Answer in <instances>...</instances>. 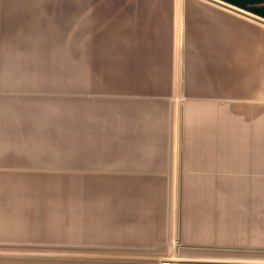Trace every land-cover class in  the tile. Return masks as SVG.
Returning a JSON list of instances; mask_svg holds the SVG:
<instances>
[{"label": "trees", "instance_id": "16d2710c", "mask_svg": "<svg viewBox=\"0 0 264 264\" xmlns=\"http://www.w3.org/2000/svg\"><path fill=\"white\" fill-rule=\"evenodd\" d=\"M144 1L145 0H90V2H94L97 11H106L105 14L107 16V21L105 23H81L79 29L74 32L73 38L75 37V39L77 38L82 40L81 46L79 48L77 47V50L79 52H85L89 57L90 78H92V82H99L103 85L109 86L113 84L115 85V83H134L136 78H144L147 80V83L155 84L156 86L161 87V89L153 94L138 95L133 92L129 93L125 89H117L119 91H105L104 94L99 95H90L85 92L78 95H63L71 98L63 99L90 102L94 104L92 110L97 114H104L105 111L102 110L103 106L109 103H123L124 105H131L128 106L129 108L122 110L123 113H121V115H123L124 118V126L122 128L113 123V120H103L101 118L91 119L84 114H77L76 116L63 114L61 119L63 124H65L68 128H80V137L89 134H95L98 136L96 141L93 143H88L87 145L80 148L78 154L75 155L73 159H94L97 157L112 159L116 152L127 148V142L138 138H144L152 134V138H154L153 140L157 143L155 149H153L148 154V156L141 154L140 151H135L133 155L134 157H144L148 163L160 161L167 166L169 172L165 173L159 169H153L152 167L118 168V166H108L95 169L87 168L84 169L83 172L75 171L77 174L79 173L83 176L75 175L70 176L69 178L80 177L94 185L102 184L105 181H122L126 183L128 182L129 184L135 186L140 183L154 182V180L159 178H165L163 181L168 180L170 182L169 178L171 177V170L175 158L176 126L175 114L173 111H171L173 106L170 100L174 99V90L176 84L175 76L176 71H178L172 24L173 16L169 13L170 5H174V1L161 0L160 4L162 3V6H165L166 13L164 9L160 8L157 9L158 11L155 10L153 13L150 12L151 14L149 16H145ZM57 4L59 3H57L56 0H48L46 7L51 12V14H54L57 11ZM70 4L71 0H61V4L59 6L61 10H67L71 7ZM152 7L154 10L157 6ZM186 23H188V26L186 29L183 49V68L181 77L179 76L180 78L178 77V79L181 80V83L184 84L185 87H189L193 83L189 81L190 77L187 65L188 62L191 61L192 56L202 58V61L197 64L199 72L206 71L207 69L213 71L218 70L221 63L215 54L211 55L209 52L210 50H214L215 52L213 53H217V50H220V43L217 45V48L214 47L213 44L216 43V40L211 36L205 37V31L203 30V28L213 27L215 25L216 22L214 18L210 15L202 13L195 17V19L188 16ZM18 24L20 23H0V46L4 39L5 31L9 28L17 26ZM59 24H61L62 28L58 27ZM76 24L78 25V23L73 24V26L70 24L68 25L67 23H46L49 33L59 29L62 30L67 36H69L70 31L75 28ZM198 40H200L203 44V48L198 47V43L194 42ZM207 40H210L209 43H207ZM1 57L2 54L0 53V61ZM45 65V67L49 66V64ZM67 68L68 66H64L61 69L66 70ZM180 80H178V82ZM23 90L25 92L21 90L15 92L0 91V99L21 101L28 100L25 99L24 96H30L31 98L35 99L55 94L53 92H38V90L34 88ZM47 100L57 99H44L42 101ZM187 100H194V97H187ZM100 101H104L105 103ZM31 102H33V104L23 110L21 119L13 120L10 122V124H8L9 126L7 128L9 131L21 130L22 128H28L31 126V124L28 123V120L40 111L39 105L35 104L40 101ZM141 102H151L153 104H158L163 106L164 109L172 112L169 113L162 130L158 129L157 126L154 127L148 124V122L138 125H133L131 122H129V119L127 118L135 114V109L132 105L137 106V104H141ZM45 116L48 117L49 115L46 114ZM181 123L182 137L180 158L182 165L185 166L187 162V148L190 144L186 126V112L183 113ZM159 128H162V126L159 125ZM48 130L52 131L56 139L66 137L64 129L58 130L51 127L48 128ZM46 155H49V152L39 154V156ZM70 171L74 170H69V173H71ZM243 174L245 176H254L255 180L264 181V173L262 174L259 172L256 174H251L249 171L243 172ZM170 187L171 186L167 187V200L164 201L163 204L149 205L150 207H148L136 201L122 206L121 208L117 209V211L115 208H111V211L108 213H102V215L105 213L104 215L106 218H108V220L112 222V226L115 227L119 226V224L135 223L140 219L142 214H145L144 220L161 219L162 226L160 231H158V233L154 231L156 235L152 236L150 239H145V241L140 240L137 236L130 233L118 235L117 231H115L116 233L109 234L107 237H103L101 236L102 233L99 231L100 227L103 228L102 225L98 224L96 221L89 220L86 218V216H80L78 214L72 215L70 213L71 206L67 203L60 207V210L64 215L55 223H51L50 221L48 222L49 219L46 218L47 216H45V212L51 205H48L44 201H34L29 204L19 203L15 199L18 197L16 194H12L8 190H4L3 193L0 194V238L4 240L29 239L31 235H34L36 232L40 231L44 235H50L53 237L51 240L53 242H57L54 244L58 246H88L89 244L80 243L81 240L95 237L101 239H111L114 237L122 239L129 238L130 240L140 241L143 245H149L148 243L160 241L162 240L161 237H165V231L163 229L166 224H168L173 212V206L169 202L173 196ZM137 191L138 190L136 189L135 191L131 190L130 192L124 191V193H126L125 195L129 196L134 195L132 199H138V197H151L149 192L141 190V192L139 191L137 193ZM187 194L188 189L186 186H184L181 191L178 210L176 211V214L178 215V224L180 226V231L182 232L181 238L183 240H185L184 236L187 232L220 230V226H230L228 224L225 225V221H227V219L230 220V218L233 216L231 213L225 214L228 216L221 214L222 216L220 223L215 222V224L210 225L202 224L198 227L187 224ZM245 199L246 204H239V206L234 207L238 208L237 214H243L244 219H246V221H244V225H246L244 233L248 235H253L256 233L258 234L256 230L259 229V234L264 236V198L261 196H247ZM255 199L260 201L255 202ZM221 205L223 204L219 201L212 206L215 214L219 213ZM17 208L23 209L25 214L18 213ZM92 208H96V206H93ZM240 214H238V216H240ZM134 228L136 227L131 228L130 231L134 230ZM113 230L115 229L113 228ZM131 233L133 232L131 231ZM68 240L71 242L68 243ZM237 245H264V243H246ZM184 249L192 251L202 250L201 245H197L195 243H186ZM5 263L154 264L153 262L147 261L110 259L44 260L36 258L0 257V264Z\"/></svg>", "mask_w": 264, "mask_h": 264}, {"label": "crops", "instance_id": "0c3cea01", "mask_svg": "<svg viewBox=\"0 0 264 264\" xmlns=\"http://www.w3.org/2000/svg\"><path fill=\"white\" fill-rule=\"evenodd\" d=\"M5 1L8 5L7 14H9L13 11L12 9L15 5L22 4L28 9V7H30L35 0ZM151 4L155 5L156 0H151ZM163 9L166 13L164 5ZM38 13L39 12L35 13V11H32L33 20L38 16ZM175 13L176 8L173 9L172 23L178 70L176 71L175 76L176 84L174 93L177 88L179 80L178 77H181V70L178 68L177 62L178 50L176 45L177 36ZM194 13L197 16L204 13L214 18L216 22L215 25L213 27L203 28V30L205 31V37L211 36L216 40V43L213 44L214 47L217 48V45L220 43V50H217V53H213L215 52L214 50H210L209 52L211 55L215 54L217 56L221 65L220 68L215 71L207 69L206 71L199 72L197 64L202 61V58L192 56L191 61H189L187 65L189 69V81L198 85L201 89H205V87L209 88L217 84H235L236 82H239L240 79H244L249 82L252 78L251 74H249L250 72L240 74L234 68L235 58L237 59L240 55V50L237 44L239 40L241 41V39L246 40V36L248 35L247 31L243 28L236 27L234 24L228 23L226 19H223L222 17L207 10L195 8ZM37 25L38 23H20L17 26L9 28L5 31L4 39L0 46V53L2 54L1 58L6 62L1 65V78L3 81H12L14 84L20 82L34 83L50 77L53 79L54 83H57L62 78H67L78 83H91L92 78H90L89 57L85 52H79L77 50V47L79 48L81 46L82 40L77 38L75 39V37L73 38L76 28H73L70 31L69 36H67L59 29L53 31L52 33L47 32V34L46 29H48V26L40 29ZM240 30L245 32L241 33ZM184 41L185 36L182 42L183 48ZM209 41L210 40H207V43H209ZM194 42L198 43V47H204L200 40ZM45 64H49V66L45 67ZM64 66H68V68L66 70H62L61 68ZM146 81L147 80L144 78H136L134 83L143 84L147 83ZM32 104L33 102L28 100L14 101L12 99H0V153L7 150H18L26 154L39 155L40 152L45 150L49 152L47 160H44L46 164H51L50 162H54L62 158H72L78 154L80 148L88 143H93L98 139V136L95 134L80 137V128H68L65 124H63L61 119L63 114L72 116L84 114L91 119L101 118L103 120H113V123L122 128L124 126V118L123 115H121V113H123L122 110L131 106L124 105L123 103H109L103 106L102 110L105 111L104 114H97L92 110L94 104L90 102L67 99L42 101L35 103L39 105L40 111L29 118L28 123L31 124V126L28 128H22L21 130L9 131L7 128L9 126L8 124H10L13 120L21 119L23 110ZM132 106L135 109V114L127 118L131 124L138 125L148 122V124L154 127L157 126V128L161 130L164 128L163 126L166 123L169 113H172L169 110L164 109L163 106L153 104L151 102H141V104H137V106ZM193 110L194 112L191 113V117L190 112L187 110V129L189 122L190 124L195 122L197 123L202 119H212L215 122V119H221V114L223 113V109L216 105L208 106V108L196 107ZM171 111L175 114L174 107ZM46 114L49 116L46 117ZM192 114H194L195 117H193ZM258 114L264 115V110L260 111ZM248 116L252 115L248 114ZM260 121L251 120L252 126L248 127L252 131V134L250 135L252 137H249L246 141L247 144L245 149L247 153L242 156L237 154L232 155V149L230 146H227L222 149L224 153L220 154L224 156L221 157L222 160H225L226 163L230 164H239V161H241L244 165H247L250 161L252 163L253 159V161L255 160L254 162H258V166L250 170L251 174H256L259 173V171H262L261 168L264 167V146L260 147L259 151L256 150L255 141L261 139L264 140V136L256 135L255 132H253L256 130V127L261 126L264 128V121ZM159 125L162 126V128H159ZM232 126H234V123H232ZM51 127L58 130L64 129L66 137L56 139L52 131L48 130V128ZM153 139L152 134L144 138L134 139L127 142V148L116 152L112 159L97 157L89 159L90 162H87V164L101 167L120 165L139 166L141 164H143L142 166H146L144 164L147 160L144 159V157H134L133 154L135 151H140L141 154L148 156V154L157 146V143ZM238 148L241 147L237 146V149ZM225 151L229 153H225ZM190 154L191 153L187 151V162L191 158ZM231 166L236 167L235 165ZM234 167L227 169L231 172L227 174L234 175V172L237 174L239 173L238 171H241L242 174L243 172H249L246 171L247 168L235 169ZM202 175L203 176L199 177L198 180L200 186L196 187L194 190H188L189 202L187 206V224L198 227L202 224H214L218 218V221H220L221 217L207 215L208 212H211V205H214L216 202L220 201L225 205L238 204L239 201H242L240 199L246 198L247 196H264L260 190H263L264 188V181H252V179H249L254 178V176L252 177L249 175L246 177L244 174L239 175L233 180L231 187H225L219 190V188L213 186V177L211 173ZM136 189L138 190L137 193L139 191L141 192V190L149 192L151 197L139 198L137 196L138 199H132L134 195L129 196L124 193V191L130 192L131 190L135 191ZM4 190H8L10 193L16 194L18 197L15 199L19 203L29 204L34 201H44L48 205H51L45 212V216H47L46 218L49 219L48 222H57V220L64 215L61 212L60 207L67 203L71 206L70 213L72 215L78 214L80 216H86L89 220L96 221L98 224L102 225L103 228L100 227L99 230L102 233L101 236L107 237L109 234L116 233L115 231H117L118 235L130 233L134 234L143 241L155 236L156 234L154 231L157 233L160 231L162 226L161 219L144 220L145 214H142L140 219L135 223L119 224V226L115 227L112 226V222L106 218L104 215L105 213L103 215L102 213H108L111 211V208H115L117 211V209L131 202L137 201L138 203L150 207L151 205L162 204L163 201L167 200V186L165 184L161 185L154 182H148L140 183L134 186L128 182L105 181L102 184L94 185L80 177H71L67 180H62L59 178H41L31 176H0V194L3 193ZM93 206H96V208H92ZM17 210L18 213L25 214L23 209L17 208ZM133 227L136 228L131 230L133 232L131 233L130 229ZM113 228L115 230H113ZM220 251L252 252L261 253L262 255H251L250 258L246 257L245 259L234 257L232 260H225L219 264H264V245H234L226 247ZM130 261L143 260L133 259ZM153 263L157 264V262ZM178 264L200 263L183 261Z\"/></svg>", "mask_w": 264, "mask_h": 264}, {"label": "rangeland", "instance_id": "374dc122", "mask_svg": "<svg viewBox=\"0 0 264 264\" xmlns=\"http://www.w3.org/2000/svg\"><path fill=\"white\" fill-rule=\"evenodd\" d=\"M56 1L59 4H57L58 8L54 14H51L46 7L48 0H35L34 3L28 7V9L22 4L15 5L12 9L13 11L7 14L8 5L5 0H0V23H38L37 26L40 29L47 27L46 23H67L71 26L78 23V25H75L76 31L79 29L81 23H105L107 21V16L105 14L106 11H97L94 2H90V0H71V7L67 10L60 9L59 5L61 4V0ZM160 1L161 0H156V4L152 5L151 0H145V16H149L151 13L155 12V10L158 11L157 9H163ZM173 1H175V5L172 4L171 6L169 4V13L173 16V9L176 8L175 23L177 36L176 45L178 50L177 62L180 70L182 68V42L188 26V23H186L188 16L195 19V17H197L194 13L195 8H201L214 13L217 16H224L228 19L236 20L245 27L243 29L247 31L248 35L246 36V40L241 39V41L239 40L237 44L240 50V58H235L234 68L240 74L250 72L249 74H251L252 78L249 82L244 79H240L239 82H236L235 84H217L209 88L205 87V89H201L195 84L185 87L179 79L180 81L177 84L174 99L170 100L172 106L175 108L176 123L175 158L172 166L173 171L171 170L172 173L169 178L170 182L168 180L163 181L165 178L154 180V183L161 185L165 184L167 187L171 186L170 188L173 194L169 201L173 206V212L168 224H166L163 229L165 231V237H161L162 240L160 241L148 243L149 245H143L140 241L130 240L129 238L122 239L114 237L111 239H101L95 237L81 240L80 243L89 244L88 246L71 247L58 246L54 244L57 242H53L51 240L53 237L50 235H44L38 231L34 235H31L29 239L4 240L0 238V257L36 258L44 260L134 259L147 262H157V264L182 263L183 261L199 262L201 264H219L225 260H232L234 257L245 259L246 257L250 258L251 255H262L261 253L252 252L220 251L226 247H230L231 245L264 243V236L259 234V229L256 230L258 234L248 235L244 233L246 229L244 221H246V219H244L243 214L238 213L240 214V216H238V208L234 207L239 206V204H244L246 202L245 198L240 199L242 201H239L238 204L221 205V209L217 214H215L212 207L211 212H208L207 215L217 217L231 213L233 216L230 220L227 219V221H225V225L228 224L230 226H220V230L187 232L184 236L185 240L181 238L182 232L180 231L176 211L178 210L182 188L186 186L188 190H194L196 187L200 186L198 180L199 177L203 176L202 174L211 173L213 177V186L216 188H225L231 187L233 180L237 176L243 175L241 171H238L239 173L237 174L234 172V175L227 174L231 173L227 169L234 167L231 165H235V169L247 168L248 171L258 166V162H254L255 160L253 161V159L252 163L250 161L247 165L245 164L246 166L241 161H239V164L226 163V161L221 158L224 156L220 154L224 153L222 149L230 146L232 149V155H245L247 153L245 149L247 144L246 141L249 137H252L250 136L252 131L248 128L249 126H252L251 120L264 121V115L258 114L260 111L264 110V26L202 0H187L184 12H182V0ZM152 6L157 7L153 10ZM32 11H35V13L39 12L38 16L34 20L32 18ZM227 22L231 23L228 20ZM58 27H61V24H59ZM246 28L251 29L252 32L248 31ZM47 32L48 29H46V33ZM240 32L244 33L245 31L240 30ZM5 63L6 62L4 60L0 63V91L15 92L20 90L24 91L23 89L34 88L37 89L38 92L55 93L54 95L47 94V97L35 99L30 96H24L25 99L31 101L41 102L44 99H68L69 97L63 95H78L84 92L90 95H99L104 94L105 91H119L117 89H125L129 93L133 92L137 95L153 94L161 89V87L149 83H115V85L113 84L107 86L99 82H91L90 84L78 83L67 78H62L57 83H54L53 79L50 77L34 83L20 82L14 84L12 81L6 82L1 78V65ZM187 97H194V100L188 101ZM100 102L105 103L104 101ZM213 105L223 109L220 120L215 119L214 122L212 119H202L197 123L195 122L190 124L189 122L187 133L189 135L190 144L188 145L187 151L191 153V158L188 162H186L185 166H183L180 158L182 137L181 118L183 113L186 112L187 114L188 110L191 117V113L194 112V108H208V106ZM248 114L252 116H248ZM192 116L195 117L194 114H192ZM232 123H234V126H232ZM253 132H255L256 135L264 136V128L261 126L256 127V130ZM255 144V149L259 151L260 147L264 146V140H256ZM237 146H240L241 148L237 149ZM41 153L48 152L44 150L39 154ZM225 153L229 152L225 151ZM47 157L48 155L36 156L22 153L18 150H7L0 153V176L50 177L66 180L70 176H83L82 174H77L76 172H83L84 169L101 168V166L87 164V162H90L89 159H73V157L69 159L62 158L54 162H50L51 164H46L44 160H47ZM146 163L147 162L145 161L144 165L146 166H142L143 164L139 166L120 165L118 168L152 167L153 169H159L165 173L169 172L167 166L160 161ZM69 170L74 171H70L71 173H69ZM261 170V173L263 174L264 167L261 168ZM249 179H252L253 181L254 178ZM260 190L262 191V194H264V188L263 190ZM188 197L187 203L189 202ZM262 198H264V196ZM259 201L260 200L255 199V202ZM218 219H216V223L221 222V220L218 221ZM67 242L69 243L71 241L68 240ZM186 243L201 245L202 250H186L184 249Z\"/></svg>", "mask_w": 264, "mask_h": 264}, {"label": "water", "instance_id": "95a60500", "mask_svg": "<svg viewBox=\"0 0 264 264\" xmlns=\"http://www.w3.org/2000/svg\"><path fill=\"white\" fill-rule=\"evenodd\" d=\"M210 3L221 9L229 11L237 16L255 22L264 26V0H202ZM187 0H182V12L185 10ZM228 20L231 24L245 28L236 20L228 19L227 17L220 16ZM247 29V28H246ZM252 32L251 29H247ZM183 68V67H182ZM182 72V69H181ZM163 264H178V263H163Z\"/></svg>", "mask_w": 264, "mask_h": 264}, {"label": "bare ground", "instance_id": "6f19581e", "mask_svg": "<svg viewBox=\"0 0 264 264\" xmlns=\"http://www.w3.org/2000/svg\"><path fill=\"white\" fill-rule=\"evenodd\" d=\"M10 4V3H9ZM11 9V8H10ZM18 40V39H17ZM13 43V42H12ZM65 49V48H64ZM15 67V66H14Z\"/></svg>", "mask_w": 264, "mask_h": 264}]
</instances>
